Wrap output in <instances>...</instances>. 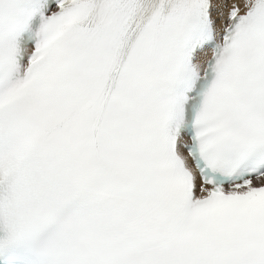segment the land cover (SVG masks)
I'll return each mask as SVG.
<instances>
[{
  "label": "snow or ice",
  "instance_id": "1",
  "mask_svg": "<svg viewBox=\"0 0 264 264\" xmlns=\"http://www.w3.org/2000/svg\"><path fill=\"white\" fill-rule=\"evenodd\" d=\"M0 264H264V0H0Z\"/></svg>",
  "mask_w": 264,
  "mask_h": 264
}]
</instances>
